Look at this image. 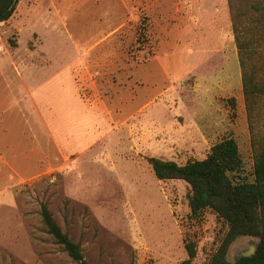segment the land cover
Returning <instances> with one entry per match:
<instances>
[{"label":"rangeland","instance_id":"374dc122","mask_svg":"<svg viewBox=\"0 0 264 264\" xmlns=\"http://www.w3.org/2000/svg\"><path fill=\"white\" fill-rule=\"evenodd\" d=\"M233 23L229 0L18 2L0 23V264H77L42 203L90 264H181L184 237L209 263L226 226L192 219L188 184L147 158L202 160L234 137L253 179L264 102L250 118Z\"/></svg>","mask_w":264,"mask_h":264},{"label":"trees","instance_id":"16d2710c","mask_svg":"<svg viewBox=\"0 0 264 264\" xmlns=\"http://www.w3.org/2000/svg\"><path fill=\"white\" fill-rule=\"evenodd\" d=\"M19 1L0 0V23L12 18ZM229 3L243 88L252 118L264 102V0H241V4L238 0H229ZM141 34L146 36L144 31ZM230 101L235 105L234 98ZM255 142L253 179L245 174V162L234 137H225L216 143L202 160L180 164L158 157L147 158L159 180H182L188 184L192 219L200 220L210 210L226 226L208 264H264V136ZM40 215L43 227L56 244L77 264H90L81 245L58 224L45 203L41 205ZM243 236H254L260 241L251 256H241L232 262L228 258L230 247ZM184 242L188 257L181 264H193L197 242L187 237Z\"/></svg>","mask_w":264,"mask_h":264},{"label":"water","instance_id":"95a60500","mask_svg":"<svg viewBox=\"0 0 264 264\" xmlns=\"http://www.w3.org/2000/svg\"><path fill=\"white\" fill-rule=\"evenodd\" d=\"M15 2H17V0H15ZM256 250V246L253 248L252 251L248 252L247 254H243L242 256H251Z\"/></svg>","mask_w":264,"mask_h":264},{"label":"flooded vegetation","instance_id":"af4514ba","mask_svg":"<svg viewBox=\"0 0 264 264\" xmlns=\"http://www.w3.org/2000/svg\"><path fill=\"white\" fill-rule=\"evenodd\" d=\"M241 257V256H240Z\"/></svg>","mask_w":264,"mask_h":264}]
</instances>
